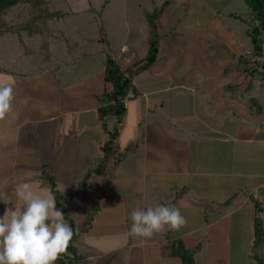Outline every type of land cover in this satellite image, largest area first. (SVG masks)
<instances>
[{"label": "crops", "instance_id": "0c3cea01", "mask_svg": "<svg viewBox=\"0 0 264 264\" xmlns=\"http://www.w3.org/2000/svg\"><path fill=\"white\" fill-rule=\"evenodd\" d=\"M170 3L161 4L158 20H166ZM230 15L247 23L249 35L251 19ZM191 24L202 28L201 21ZM221 28V39L184 40L170 59L159 38L156 60L132 77L136 94L121 120L98 111L106 89L104 53L94 60L86 55L82 73V62L65 65L55 53L48 56L52 68L30 74L0 66V82L13 84L15 97L13 111L0 121V193L12 200L0 201V218L6 209L23 208L16 189L25 182L55 200L47 173L68 195L80 226L96 208L91 227L74 242L81 258L73 264H102L103 256V264H184L172 254L178 239L197 247L195 264H257L264 74L255 68L264 54L254 53L251 38L247 46L233 29ZM122 51L117 57L124 69L146 56L131 57L126 45ZM113 130L105 168L95 172ZM157 205L178 207L186 226L147 239L127 236L131 212ZM258 253L264 257V242Z\"/></svg>", "mask_w": 264, "mask_h": 264}, {"label": "rangeland", "instance_id": "374dc122", "mask_svg": "<svg viewBox=\"0 0 264 264\" xmlns=\"http://www.w3.org/2000/svg\"><path fill=\"white\" fill-rule=\"evenodd\" d=\"M164 1L167 0H42L38 5L40 9L35 8V12L29 5H16L5 18L18 27V33H4L0 37V66L16 75L30 74L43 67L52 68V60H43L47 56L46 49H50L65 65L78 66L82 62L84 69L78 71L82 73L86 70V55L94 60L103 54L99 41L101 23L118 56L123 52L124 45L131 48V57L143 56L147 54V41L152 38L147 15L153 13L156 7L160 10ZM170 1L162 14L166 20L156 19L157 39H161L159 48L161 50L165 45L167 59L184 40L195 38L200 44L205 37L210 39V34L213 39H218L221 27L233 29L247 46H252L247 23L230 15L232 12L244 19H251V9L245 0ZM47 10L58 11L59 14L52 18L39 16L30 26L34 28L33 32L29 33L23 27L29 24L34 15ZM198 21L202 23L200 29L197 28L198 24H191ZM43 42H48L49 46L42 48ZM257 63L258 68L255 69L264 74V55ZM106 259L103 256L100 263L103 264Z\"/></svg>", "mask_w": 264, "mask_h": 264}, {"label": "clouds", "instance_id": "9594fccd", "mask_svg": "<svg viewBox=\"0 0 264 264\" xmlns=\"http://www.w3.org/2000/svg\"><path fill=\"white\" fill-rule=\"evenodd\" d=\"M14 85L0 82V121L13 111ZM16 196L23 201V208L6 209L0 218V264H55L67 253L73 238V228L65 221L64 214L56 207L53 197L38 194L30 183H22ZM5 204L11 198L0 193ZM129 237L151 238L166 230L179 231L187 220L178 207L157 205L130 214Z\"/></svg>", "mask_w": 264, "mask_h": 264}, {"label": "trees", "instance_id": "16d2710c", "mask_svg": "<svg viewBox=\"0 0 264 264\" xmlns=\"http://www.w3.org/2000/svg\"><path fill=\"white\" fill-rule=\"evenodd\" d=\"M245 2L250 7L252 13L251 25L248 32L254 45V53L261 57L264 54V49L262 45L264 41V37H262V35L264 34V0H245ZM41 3L42 0H0V37L4 33L10 32L14 34L18 30L17 26H14L5 18V15L7 14V12L10 11L11 8L19 4H26L30 6V9L32 11L35 12V8H39L38 5ZM167 3L168 0L163 4V6ZM163 6L160 8V10L156 8L153 13H148L147 15V22L149 27L151 28L152 38L149 39V48L146 56L143 59L137 61L132 67H128L126 69L122 68L120 60L115 52V49L110 45V41L105 33V28L101 23L99 30V41L102 43V52L105 55L104 68L106 83L105 91L99 96L101 104L98 111L102 118L110 116L116 117L118 120H121L126 111L127 99L130 98L131 95L136 94V88L132 80L133 75L147 68L156 60L158 54V33L156 19L159 17L160 11L162 10ZM58 14V11L48 10L42 12L41 14H36L34 15V17H32L29 24L23 25V27L27 29L29 33L33 32L34 28H31L30 26L35 20L39 18V16L42 18L43 16L47 18H52ZM48 46V42L42 43V48H46ZM46 52V58H48V56L51 54V51L50 49H46ZM116 136V130L110 132V138L108 141H106L103 146L104 157L100 159L97 168L94 169L95 172L103 171V169L105 168L106 160L113 149ZM44 176L45 178H47L54 193L56 207L62 211V213L64 214L65 221L73 228L74 231V235L69 244L67 253L61 255L56 261V264H73L75 261L81 258V256L77 253V248L74 242L82 232L87 231L91 227L96 208L90 210L85 224L80 226L71 216L70 211L67 207L68 195L61 194L58 191V189L56 188V180L53 176L47 173H44ZM254 202L256 206V216L254 217L253 224L254 247H256L255 257L257 259V264H264L263 255L258 253V248L264 242V226L263 218L261 216L262 205L261 202L257 199H254ZM172 248V254L180 256L184 264H195L194 253L197 250V247L193 249H188L184 246L183 242L178 239L174 241Z\"/></svg>", "mask_w": 264, "mask_h": 264}, {"label": "built area", "instance_id": "2783aa9c", "mask_svg": "<svg viewBox=\"0 0 264 264\" xmlns=\"http://www.w3.org/2000/svg\"><path fill=\"white\" fill-rule=\"evenodd\" d=\"M262 45H263V49H264V41H263V44Z\"/></svg>", "mask_w": 264, "mask_h": 264}]
</instances>
